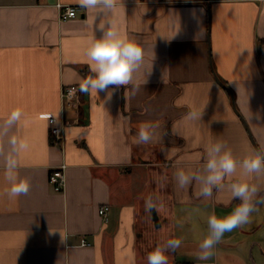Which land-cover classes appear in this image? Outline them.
Returning <instances> with one entry per match:
<instances>
[{
  "label": "crops",
  "instance_id": "obj_1",
  "mask_svg": "<svg viewBox=\"0 0 264 264\" xmlns=\"http://www.w3.org/2000/svg\"><path fill=\"white\" fill-rule=\"evenodd\" d=\"M58 2L79 6L0 0V123L14 109L24 113L26 127L10 135L29 143L17 172L30 185L27 195H7L9 146L0 138V264H147L173 238L182 243L166 252L168 264H264V203L223 235L211 259L197 258L208 217L222 219L239 204L228 185L256 186L259 201L264 173L241 177L238 168L208 199L195 182L181 189L175 181L179 170L200 172L215 142L238 162L264 156V0H118V29L143 48V66L110 97L79 91L80 108L66 111L74 120L57 145L48 118L63 111V85L93 76L86 51L101 37L103 18L80 7L61 20ZM190 111L201 119H187ZM144 123L158 125L156 135L137 144ZM62 162L66 183L58 192L48 177Z\"/></svg>",
  "mask_w": 264,
  "mask_h": 264
},
{
  "label": "clouds",
  "instance_id": "obj_2",
  "mask_svg": "<svg viewBox=\"0 0 264 264\" xmlns=\"http://www.w3.org/2000/svg\"><path fill=\"white\" fill-rule=\"evenodd\" d=\"M79 6L85 10H95L96 16L102 15L98 25L102 35L99 39L94 38L86 51L90 71L93 76L83 80L79 85L81 93L106 92L108 97L113 86H126L133 80L134 74L138 72L144 63V50L135 41L121 36L117 26L119 14L118 0H79ZM104 17H111L107 20ZM105 22L109 27H105ZM147 80L145 81V83ZM202 113L190 111L187 119H201ZM255 119H260L256 113ZM27 122L24 113L20 109L10 111L7 117L0 123V138L7 137L9 150L5 156V179L11 187L7 190L9 198L27 195L30 185L26 180H20L18 176L17 157L29 149L26 138L11 134L13 129L22 133ZM158 125L144 123L139 126L135 143L147 144L153 141ZM206 162L200 172L186 173L179 170L175 173V181L179 188L187 189L194 182L199 185L198 196L205 199L211 198L213 190L225 187L226 178L234 176L240 169V176L246 177L252 174L264 173V156L257 153L255 156L246 157L237 161L230 149L223 142L210 144L206 149ZM159 183V180L157 181ZM163 187V184H160ZM231 197L238 200L239 204L232 213L224 218H218L215 214L208 217V235L200 242L197 258L199 260L211 259L214 255L215 246L221 241L226 232L242 227L250 222L251 213L256 211L257 203H264V198L256 200L259 189L245 182H233L228 185ZM146 211L151 212L156 205L151 199L145 204ZM61 241L66 242V237L61 234ZM182 241L177 238L169 239L164 246H157L147 256V264H168L166 252H175Z\"/></svg>",
  "mask_w": 264,
  "mask_h": 264
},
{
  "label": "built area",
  "instance_id": "obj_3",
  "mask_svg": "<svg viewBox=\"0 0 264 264\" xmlns=\"http://www.w3.org/2000/svg\"><path fill=\"white\" fill-rule=\"evenodd\" d=\"M57 6L59 7V18L65 20L71 18L78 14L80 6L77 4H63L58 2ZM61 101L63 111L60 116L50 115L48 121H50V136H52V142L54 144H60L64 138V129L67 124L73 122V120L66 117L67 110H78L80 108L81 97L79 92V84L73 83L70 85H63L61 88ZM80 120V117L75 118ZM67 164L62 162L61 165L55 166L49 173L48 179L50 180L51 186L55 191L61 192L64 189L66 178H65V169ZM108 206H102L99 209V212L103 215L106 214ZM81 244L91 245V241L85 237L81 238Z\"/></svg>",
  "mask_w": 264,
  "mask_h": 264
},
{
  "label": "water",
  "instance_id": "obj_4",
  "mask_svg": "<svg viewBox=\"0 0 264 264\" xmlns=\"http://www.w3.org/2000/svg\"><path fill=\"white\" fill-rule=\"evenodd\" d=\"M213 70V69H212ZM213 74L215 75L216 79L220 82V84H222V86H224L225 88L228 89V91L230 92L232 99H234V93L233 90L228 88V86L221 80V78L219 77L218 74L215 73V71L213 70Z\"/></svg>",
  "mask_w": 264,
  "mask_h": 264
}]
</instances>
